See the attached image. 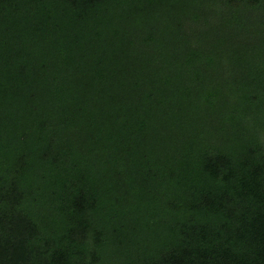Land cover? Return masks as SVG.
Instances as JSON below:
<instances>
[{"label": "trees", "instance_id": "obj_1", "mask_svg": "<svg viewBox=\"0 0 264 264\" xmlns=\"http://www.w3.org/2000/svg\"><path fill=\"white\" fill-rule=\"evenodd\" d=\"M0 264H264V0H0Z\"/></svg>", "mask_w": 264, "mask_h": 264}]
</instances>
